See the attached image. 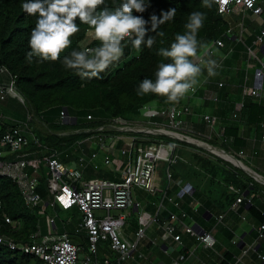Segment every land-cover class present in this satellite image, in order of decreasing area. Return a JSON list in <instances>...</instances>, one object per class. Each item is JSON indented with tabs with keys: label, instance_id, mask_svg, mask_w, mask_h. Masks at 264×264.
<instances>
[{
	"label": "trees",
	"instance_id": "1",
	"mask_svg": "<svg viewBox=\"0 0 264 264\" xmlns=\"http://www.w3.org/2000/svg\"><path fill=\"white\" fill-rule=\"evenodd\" d=\"M25 2L27 0H0V67H7L11 74L16 77V87L26 100L25 108L28 115H30V120H18L7 109L5 112L2 111L0 113V116L3 117L0 121V130L5 132L10 128L23 126L27 123L29 128L27 136L30 139V145L19 153L9 155L6 154L9 148L6 146L1 147L0 150L6 154V156L0 158L1 160H17L19 155L23 153H29L30 155L27 158L31 159L42 157V152H46L48 155L57 152L60 161L67 164L73 161L76 162L79 156L76 153L78 151L76 145L79 141L94 135V133L71 134L68 136H61L59 135L60 133L72 132L83 128H98L115 118L137 122L143 114L141 109L146 103L151 101L157 102L156 111L161 108L171 107L172 105L165 103V98L158 97L155 94H147L144 97L138 96L136 89L144 78L155 79L154 74L161 61L170 62L157 55V51L161 47H170L177 33L183 34L185 31L184 25L193 11H201L206 14V20L203 28L198 33V38L212 44L218 40H222L225 43V48L216 54L221 55L223 51L226 52L228 57L224 62V68L225 70H235L237 79L232 80L238 82V85L230 82L229 86L224 85L225 87L219 88L218 82L214 84V81L210 80V85H215L212 88L215 89L220 99L217 103L203 101L204 104L201 109L210 107L212 108L211 113L229 120L231 124L225 128L221 136L224 141L225 139H232V142L228 144L229 146L223 143L222 147H218L217 138L215 137L205 142L229 154L232 153V149L236 150V152L243 151L245 153L244 145H246L247 141L244 138L247 135L246 131L250 129L252 131L253 128L255 129L254 134L260 136V141L262 142L264 132V96L262 100H256L251 97L243 98L242 92L245 78L243 77L244 72L241 70L240 62L243 59L244 50L248 53V48H253V46L244 45L241 41L235 39L233 35H228V31L235 26V21H232L230 16L221 13L214 2L211 8H206L203 7L202 0H145L150 5L147 10L142 14L135 12L133 14L143 15L146 20L152 14L159 16L162 11H167L170 8L176 9L174 20L161 25L157 30L163 31L165 33L164 37L157 36L155 32L149 31L148 36L156 38V43L151 49L142 46L141 50L137 52L129 44L125 48L124 56L118 62L111 65L105 72L100 73L98 77L91 79L82 78L75 70L67 69L62 64L63 56L70 53L73 49L82 50L84 47H96L100 44V41L94 38L87 45H82L89 33L94 32V30L86 24H80L78 19L76 23L79 24L80 31L71 37L72 44L61 53V60H49L43 63H39L38 58H34L31 63L26 60V54L31 51L29 39L33 28L36 26L38 14L30 16L25 13L22 8V4ZM118 2L119 0H106L109 6ZM147 27L150 29V23ZM261 33L262 31L254 36L255 41L256 36L261 35ZM235 66L238 67L234 68ZM205 75H207L206 70L202 76ZM207 77L205 76V78ZM210 85L208 86L209 88H211ZM201 95H203V92H201ZM10 101L12 102L9 103ZM16 101V99L9 98L5 103L9 104V108H13L12 105L14 103L22 105ZM242 101H244V106L240 109L239 104ZM183 103L184 101L182 100L180 104L183 105ZM63 111H66L70 118H76L77 123H63L61 120ZM235 114L238 115L236 119H234ZM89 116L92 117L91 120H89ZM8 118H14V123L5 121ZM152 121L157 123L164 122L158 117H154ZM259 126L263 127H261L262 131L260 132L258 130ZM199 127L196 125L198 131L206 130V122ZM33 137L39 140L41 147L35 145ZM163 138L172 140L166 136H163ZM181 145L182 151L179 154L182 155L183 159L187 158L190 164L185 165L178 162L170 167L172 170H178L183 173V178L190 182L191 185L194 184V195L196 197L203 200L217 199L216 207L220 211H225L230 209L237 198L241 196L244 198L242 207L256 217L260 223L264 224V215H261L254 207L253 199L251 198V193L257 185L252 178L243 172L233 170L222 159L206 151L186 143H181ZM46 148L49 150H46ZM185 148H190L193 152H189ZM235 157L238 158L237 156ZM244 163L251 167L246 162ZM47 172L45 164L41 166L38 173H34L32 169L28 170L30 176L35 175L38 178V192L45 204L51 202ZM87 173L89 179H108L112 177L108 172L106 174L109 177H95L97 174L93 168H90ZM195 180L207 181L209 183L208 188L199 190L200 188L196 186ZM231 187L239 190L240 194L238 195L231 191ZM176 192L178 193V190H175ZM246 194L247 196H245ZM43 205L37 207L28 206L17 183L9 177L0 176V236H7L15 242L28 243L32 240L31 237L39 230H41L42 235L48 233L47 229L44 230L42 228L40 219L45 216L46 222L47 216H52L55 218V232L60 235L67 233L75 243L83 246L86 251L87 240L84 234H76V229L82 222V214L79 209L75 207L63 210L58 206L51 207L48 205L45 213L40 214ZM213 210V206L205 204V207L199 209L196 214L193 213L192 209L187 210V212L196 219L197 217L202 218L206 211L212 212ZM69 211L74 214H70L71 218L75 219L76 216L79 218V224L69 232L62 221L63 231H60L58 226L59 214ZM7 218L11 219L12 224L6 222ZM225 258L226 264L232 261L231 256H226ZM0 264H44V261L38 256L13 251L0 245Z\"/></svg>",
	"mask_w": 264,
	"mask_h": 264
},
{
	"label": "built area",
	"instance_id": "2",
	"mask_svg": "<svg viewBox=\"0 0 264 264\" xmlns=\"http://www.w3.org/2000/svg\"><path fill=\"white\" fill-rule=\"evenodd\" d=\"M218 10L227 15H243L252 14L256 18H261L264 15V0H214ZM241 30L244 27L240 25ZM228 35L232 36V30L228 31ZM243 32L239 40H242ZM234 37V36H233ZM220 44L213 43V55L225 48V43L218 40ZM222 45V46H221ZM256 45L263 51L264 46V29L261 35L256 36ZM248 53L255 54L253 48H248ZM222 55H224L222 57ZM222 57V58H221ZM228 55L224 51L217 59L218 67L223 66ZM260 68L256 70L254 75V85H248V77L245 78V83L242 86L243 98L251 97L256 100H262L264 94V60H260ZM216 68V69H217ZM211 82L208 79L201 80L200 86L195 93H190L189 98L195 97L199 92H204V98L209 101L219 102L217 92L209 89ZM261 84V87H259ZM219 88L224 87L223 82L217 83ZM9 98L16 99L24 107L26 100L16 87V77L11 74L7 67H0V102H5ZM244 101L239 104L240 109L243 108ZM189 107L184 104L161 108L160 110H149L143 113L137 122H129L122 118H115L111 122L98 128H83L72 132H63L59 135L68 136L71 134H91L83 141H79L78 145L82 146L87 141L94 140L96 145L109 153L120 152L123 156H129V160L125 162L120 181L112 180H95L85 181L83 173L79 169L71 168L64 162L60 161L57 152L47 154L42 152V157L31 158L27 157L29 153L19 155L17 160H1L0 159V176H5L13 179L22 193L23 199L30 207L42 206L40 214L45 213L48 205L51 207L58 206L63 210L78 208L82 214V222L76 229V234H84L87 240L86 251L83 246L75 243L67 233L57 234L55 232V218L47 216L46 224L48 233L42 235L41 230L34 234L32 240L28 243L15 242L7 236H0V245L7 247L13 251H20L27 255H35L43 259L44 264H112L111 259L104 258L97 260L100 254V246L102 243H108L111 252L117 255L116 264H143L144 256L138 253V244L146 238V227L141 226L135 233V241L130 242L123 234V228L126 224V217L121 215L115 217L113 211L123 212L129 208L139 210V204H134L132 200V188L139 187L149 193H163L160 186L157 185V163L164 162L165 164L174 165L180 160L177 152L181 143L200 146L190 140L198 138L191 134H186L182 131V119L189 113ZM154 117L161 118L164 122L157 123L152 121ZM238 115H234V119ZM3 119L0 116V121ZM92 117L89 116V120ZM63 123H73V119L69 117L66 111L61 113ZM203 121L213 129L217 124L218 118L215 116L205 115ZM28 124L23 126L13 127L5 132L0 130V148L6 146L9 150L7 155L19 153L25 147L30 145L28 138ZM173 132V133H170ZM180 135H176V134ZM224 133V131H223ZM163 136L173 140L166 141ZM37 147H41L39 140L33 137ZM264 142V132L262 135ZM203 148V146H202ZM205 149V148H203ZM46 150H49L46 148ZM4 152L0 151V158L4 157ZM135 155V157L133 156ZM239 156L244 157V152L240 151ZM97 158V154L92 155V160ZM85 158H82V162ZM45 164L48 175V191L51 197V202L45 204L42 196L38 192V178L30 176L29 169L34 173H38L41 166ZM105 164L112 167V160L109 155L105 156ZM170 166L167 168V177L172 179ZM95 168L97 166L95 165ZM264 185L263 182H260ZM231 191L240 194L239 190L231 187ZM244 198H237L232 205V209H236L243 203ZM170 202L173 200L170 198ZM178 209H181L179 203H175ZM198 212V207L194 209ZM103 213L104 215H100ZM187 212L181 210V217L176 214H171L172 221H179L184 227L187 234H195L196 239L200 244H204L207 248L214 249L216 240L210 232L196 231L182 221L188 218ZM223 219V216L220 217ZM144 216L139 215V221L144 224ZM6 222L12 224L11 219L7 218ZM164 237L171 238L177 244L183 246L182 236L177 233V225L166 224L163 227ZM260 238L264 239V224L259 229ZM234 245L239 246L238 241H233ZM85 253L83 260L80 259V254ZM244 255L247 254L245 250ZM187 254L182 253L172 261V264H185ZM261 262H264V255L259 254ZM238 262H241L238 260Z\"/></svg>",
	"mask_w": 264,
	"mask_h": 264
},
{
	"label": "clouds",
	"instance_id": "3",
	"mask_svg": "<svg viewBox=\"0 0 264 264\" xmlns=\"http://www.w3.org/2000/svg\"><path fill=\"white\" fill-rule=\"evenodd\" d=\"M214 0H202L203 7L211 8ZM145 0H119L112 6L106 0H27L22 4L25 13L38 14L33 28L26 60L31 63L38 58L39 63L61 60V53L68 49L73 37L80 31L79 24H86L94 30V37L100 41L96 47L73 49L62 58L67 69L75 70L82 78L98 77L123 56L130 44L139 52L142 46L151 49L156 43L155 32L164 37L163 31H157L161 25L173 21L176 9L152 14L149 19L143 15L149 7ZM206 14L193 11L184 25L183 34L177 33L170 47H161L157 55L170 62L161 61L155 72V79L144 78L136 89V94L144 97L155 94L165 98V103L179 105L190 93H195L200 86L201 76L207 71L209 77L217 75V61L212 57L214 45L198 38L203 28ZM151 25L150 29L147 25ZM147 36V39H146ZM220 44L219 41L215 42ZM222 46V45H221ZM156 101L146 103L142 113L155 110Z\"/></svg>",
	"mask_w": 264,
	"mask_h": 264
},
{
	"label": "crops",
	"instance_id": "4",
	"mask_svg": "<svg viewBox=\"0 0 264 264\" xmlns=\"http://www.w3.org/2000/svg\"><path fill=\"white\" fill-rule=\"evenodd\" d=\"M239 24L245 28L244 22H241ZM240 25L237 26L235 25L233 26V28L230 29L232 30V34L234 38L238 40L240 38L241 33L242 32L244 33V31L241 30ZM239 41L242 42V40ZM195 97H197L198 100L204 98V92L203 95L198 93L196 94ZM183 101H184L183 104L185 106H188L190 111L182 119L183 124H182L181 132H185L186 134H191L193 136V132L196 131L195 130L196 125L198 128H200L199 126L202 123H204L202 121L203 116L210 115L218 118L217 124L214 125L212 129L206 123L207 131L212 129L211 134L206 135L199 130L197 132L199 136L200 137L204 136L209 140L214 137L217 138L218 147H222L223 143H226L228 145L230 142H232V139L230 140L225 139L224 141L220 134V132L225 131V128H227V126L231 124L228 119L222 118L221 116L216 115L215 113L203 112V114H201V112H199L198 109L201 106H203L206 100L204 102L202 101L197 103L198 107H193L191 105L189 95ZM8 121L14 123L15 119L8 118ZM261 127L262 126L258 127L259 132L262 131L261 129L264 127V125L262 128ZM215 128H217V131L215 130ZM213 131H216L217 133L213 134L214 133ZM246 133L247 135L244 138V140H246L247 143L246 145H244L245 153L243 158L244 160H247L248 164L252 167V168L250 167L252 170L254 169L257 170L258 172L257 171L256 172L262 175L264 178V142L260 141V136L254 134L255 133L254 128L252 131L251 129L247 130ZM165 140L168 141L167 139ZM200 141H204V140L200 139ZM76 146L78 149L76 153L79 154L78 159L76 160V162L73 161L69 164L67 163L65 164H67L71 168L79 169L83 173V177L85 181L91 182V181L103 179V178L89 179L88 177L89 175L87 173L90 168H93L94 170L100 169V162L104 163V167H108L109 171L107 172L112 175L111 178L104 180H112V181L121 180L122 177L121 173L123 172L125 165L123 166L122 169L120 168V166L118 165L119 161L116 160L117 158L115 159L116 153L112 154L104 150H101L100 147L96 145L94 140L87 141L82 146H79L78 144ZM192 146L200 150L206 151L207 153L215 157H218L215 154L209 152L208 150L203 149L201 146H195V145ZM185 149L189 152L192 151L190 148H185ZM98 150L105 152L103 159H101ZM180 151H182V145H180L179 149L177 150L178 154L180 153ZM93 154H97V158L92 160ZM230 154H233L241 159V157L239 156V152H236V150L232 149V153ZM107 155L111 157L112 167H109L105 164V156ZM4 156H6V154H4ZM179 156H180V160L178 162L179 163L181 162L180 164H185V165L190 164L187 158L183 159V157H181L182 156L181 154H179ZM82 158H85L83 162H82ZM95 165L97 166V168H95ZM169 166L170 165L167 164L165 170L166 185H162L161 183L163 178L157 179V185L161 187L163 193H156V194L150 193L152 195L161 197L160 204L158 206L156 205L155 207L156 210L153 213L147 212L145 211L147 207H145L144 209V206L142 207V205L138 202L140 206L139 210L135 211L136 208L133 207V212L138 213V219H137L138 222L137 225H135L134 232L131 233L126 232L127 230L124 232V228H123V234L125 238L130 242H134L136 240L135 233L138 230V228L141 226L146 227L147 239L145 238L144 240L140 241L137 249L138 253L144 256V258L142 259L143 264H172V261L182 253H186L188 256L185 264H226V258H225L226 256L232 257V261L229 264H264V262H261L259 258V254L264 255V239L260 238L259 235V229L263 223H260L256 217H254L253 215H251V213L248 212V210H245L242 207V204H240L235 210L232 209L231 207L230 209H227L225 211H220L215 205L218 202L217 199L210 198V200H203L196 197L194 195L195 192L193 186L194 184L192 183L193 185H191L190 182L185 180V178H183V173L179 172L178 170L173 171L170 167L172 179L171 180L168 179L167 168ZM195 182H196V186L200 188L199 190L202 189L205 190L209 186V183H207V181L204 180L202 181L195 180ZM256 183L257 185L255 186V189L251 193V198L253 199L254 207L261 213V215H264V185L257 181ZM175 190L176 191L178 190V193L177 192L175 193ZM170 198L173 200V202L169 201ZM175 203H179L181 209H178L175 206ZM205 204H210L211 206H213L214 210L212 212L206 211L202 218L197 217L195 219L194 217L190 216V214L187 212V210L192 209L193 213L196 214L198 212H195L194 209L198 207V211H199V209L205 207ZM181 210L187 212L189 216L185 220L182 219V221H184L185 224L194 228L198 227L201 231L203 230L205 232H210L214 236L216 240V246L214 249L207 248L204 244H200L197 241L195 234H187L185 232L184 227L180 224L181 222L172 221L170 219L171 214H176L177 216L181 217ZM118 213L119 214L116 215L115 217H119L123 215L120 212ZM206 213L208 214L206 215ZM140 214L143 215L144 218L146 214L149 216V217L146 216L145 225L141 224V222L139 221ZM221 216H223V219L220 218ZM153 224L157 225L156 230L161 233L159 235V238L155 240H152V238L147 237L148 236L147 232L148 230H150ZM166 224L177 225L178 228L177 233H179L182 236L183 246L177 244L171 238L164 237L165 233L163 227ZM233 241H238L239 246L234 245ZM242 244H245V247L241 249L240 247ZM245 250L247 251L246 255H244L243 253ZM104 258H109L111 259L112 264H116L117 255L111 252L108 243L101 244L100 254L97 260L100 261ZM238 260H240L241 262H238Z\"/></svg>",
	"mask_w": 264,
	"mask_h": 264
},
{
	"label": "rangeland",
	"instance_id": "5",
	"mask_svg": "<svg viewBox=\"0 0 264 264\" xmlns=\"http://www.w3.org/2000/svg\"><path fill=\"white\" fill-rule=\"evenodd\" d=\"M230 17H231L230 19L232 21H236L235 22L236 26L240 25L239 23L244 22L245 28H244V33L242 35V42L241 43L244 44V45L245 44L252 45L255 54L259 58V59H257L255 57V55H253V54L250 55L249 53H247L246 50H244V53L242 55L243 59L240 62L241 70H243V72H244L243 77L246 78V76H247L248 77V85L253 86L254 85V75L256 73V70L259 69L260 66H261L260 65V60H264V55L262 54V52H260L261 45L258 47L256 45V41H255V38H254V36L258 32L260 33L262 31V29H264V15L261 18H256L252 14L250 15V13H248L245 16H243V15H241V16L231 15ZM237 22H238V24H237ZM234 28H236V27H234ZM94 38H95L94 37V32H90L88 37H87V39L83 42L82 45L83 46L87 45ZM223 56L224 55H222V57ZM211 58L217 60V59H220V55L219 54H214V55H212ZM237 67L238 66H235L234 68H237ZM223 70H225L224 64H223L222 67L216 69L217 75H215L213 77H209V76L207 77V75H205L207 78H205V76H201L200 80H203V81L205 79H208L209 81L212 80V81H214L213 82L214 84L217 83V82H223L225 86H229L230 82L238 85V82L232 80V79H235V80L237 79V77H236L237 72L235 70H230V69H227L224 72H222ZM244 83H245V80L243 81V84ZM212 86H215V85H212ZM212 86H211L210 89L213 92H215V89H213ZM199 94H201V92H199ZM263 94H264V90H263ZM205 100H206L205 98H202V99H199V100H198L197 97H191L190 98L191 105L193 107H198L197 103L205 101ZM206 101H209V100H206ZM11 102L12 101H10L9 103H11ZM8 106H9L8 103H5V102L4 103H0V113L2 111L5 112L8 109L12 113V115L14 114L16 119L21 120V121H23V120L29 121L30 120V115H28V112H26V108L24 106L19 105L18 103H14V105H12L13 108H9ZM10 109H12L13 111L10 110ZM211 109L212 108H210V107H207L205 109L204 108L201 109V107H200L198 110L201 113H203V112L211 113ZM6 120L8 121V119H6ZM211 130L207 131V129L206 130L202 129V133L206 134V135L207 134H211ZM215 130L217 131V128H215ZM216 131H213L214 132L213 134L217 133ZM197 132H198V130L196 129V131L193 132V137L201 139V140H204V141L209 140L208 138H206L204 136L200 137ZM220 134L222 135L223 132H220ZM207 148L209 149L211 147H207ZM211 149H209V150H211ZM98 152L100 153L101 159H103L105 152L101 151V150H98ZM133 156L135 157V155H133ZM115 159L119 161L118 165L122 169L123 166L125 165V162L129 160V156H123V155L120 154V152H117L116 156H115ZM241 159H242V161H244V162H246L248 164L247 160H244V158H241ZM100 161H102V160H100ZM224 163L228 164L229 167H231L233 170H236L238 172H243L244 174H246L244 171H242L241 169L235 167L233 164L226 163V162H224ZM156 165H157L156 177H157V179L163 178L161 183H162V185H166L165 170H166L167 164H165L164 162H158ZM107 171H109L108 167H104V163L100 162V169L95 170V172L97 174V175H95V177H102V176L109 177L106 174ZM247 176L252 178L249 175H247ZM260 181L264 182V180L261 179V178H260ZM131 193H132L133 203L136 204V203L139 202L142 205V207L144 206V209H145V207H147L145 211L150 212V213H153L156 210L155 209L156 205L158 206L160 204V202H161V197L160 196L152 195V194L148 193L146 190H144L142 188H139V187H133ZM120 213L125 215V217H126V224L124 226V232L126 230H127L126 232H130V233L134 232L135 225H137V222H138V220H137L138 219V213L133 212V208H129V209H127V210H125L123 212H120ZM70 214L74 215L70 211L69 212H62V213L59 214L60 217L58 219V226H59V230L60 231H63L62 224H61L62 221L65 223L66 229L69 232H71L74 228H76L78 226V224H79L78 222L80 221L79 218L76 216L75 219H73V218H71L72 216H70ZM112 214L114 216H116L119 213L116 212V211H113ZM100 215H104V214L100 213ZM146 216H148V215L146 214ZM146 216H145V220H144V225H145V222H146ZM40 221H41L42 228L44 230L45 229L48 230V228H46L47 225H46V222H45V216H42ZM156 229H157V225L153 224L152 227L150 228V230H148V232H147L148 233L147 237L152 238V240L158 239L159 235L161 233L159 231H157ZM84 257H85V254L81 253L80 254V259L83 260Z\"/></svg>",
	"mask_w": 264,
	"mask_h": 264
},
{
	"label": "water",
	"instance_id": "6",
	"mask_svg": "<svg viewBox=\"0 0 264 264\" xmlns=\"http://www.w3.org/2000/svg\"><path fill=\"white\" fill-rule=\"evenodd\" d=\"M262 54L264 55V46H263ZM259 87H261V84H259ZM72 119H73V123H72V124H76V123H77V119H76V118H72ZM170 133H173V132H170ZM174 134H176V133H174ZM176 135H180V134H176ZM193 140L196 141V142H200L201 144L206 145L207 147H211V148H215V149H217L216 147H213L212 145H210V144L207 143V142L200 141V140H197V139H193ZM201 147H202V146H201ZM203 148H205L206 150H208L206 147H203ZM208 151L211 152L210 150H208ZM222 151H223V153H225L227 156H229L230 158H232L234 161H236L237 163H239L241 166H239V165L233 163L232 161H230V160H228V159H226V158H223V157H221V156H219V155H217V154H215V153H213V152H211V153L215 154L216 156H218L219 158L223 159L224 161L233 164L235 167L241 169V170L244 171L247 175L251 176L255 181H257V182L260 183V182H261V181H260V178L264 180V178H263L262 175L258 174L256 171L252 170V169H251L249 166H247L242 160L236 158L235 156H233V155H231V154H229V153H226L224 150H222ZM188 187H191V186H188ZM245 196H247V194H246ZM135 211H137V209H136ZM207 214H208V213H206V215H207ZM195 229L198 230V231L200 230L198 227H196ZM202 232H204V231L202 230ZM243 247H245V244H242L240 248L242 249Z\"/></svg>",
	"mask_w": 264,
	"mask_h": 264
},
{
	"label": "bare ground",
	"instance_id": "7",
	"mask_svg": "<svg viewBox=\"0 0 264 264\" xmlns=\"http://www.w3.org/2000/svg\"><path fill=\"white\" fill-rule=\"evenodd\" d=\"M190 141H192V142H194V143H196V144H198V145H200V146L206 147L205 145L201 144L200 142H196V141H194V140H190ZM206 148H207V147H206ZM207 149H208V148H207ZM209 149H211V148H209ZM209 149H208V150H209ZM211 150H212V151H211ZM211 150H210L211 152H213V153H215V154H217V155H219V156H221V157H223V158H226V159L232 161L233 163H235V164L241 166L239 163H237V162L234 161L232 158H230V157L227 156L225 153H223L222 150L215 149V148H212ZM263 183H264V182H263Z\"/></svg>",
	"mask_w": 264,
	"mask_h": 264
}]
</instances>
